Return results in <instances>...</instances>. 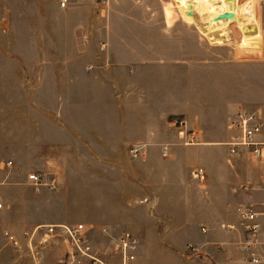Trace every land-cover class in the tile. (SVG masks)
Instances as JSON below:
<instances>
[{"label": "crops", "instance_id": "0c3cea01", "mask_svg": "<svg viewBox=\"0 0 264 264\" xmlns=\"http://www.w3.org/2000/svg\"><path fill=\"white\" fill-rule=\"evenodd\" d=\"M163 2L0 3V264L31 261L7 233L23 240L37 225L67 223L83 224L107 253L131 232L135 264H247L251 254L264 264V160L226 145L237 112L264 110V14L240 27L244 40L262 38L245 54ZM39 171L57 187L30 184ZM250 207L261 224L254 239L241 215ZM68 250L54 239L40 264H69Z\"/></svg>", "mask_w": 264, "mask_h": 264}, {"label": "built area", "instance_id": "2783aa9c", "mask_svg": "<svg viewBox=\"0 0 264 264\" xmlns=\"http://www.w3.org/2000/svg\"><path fill=\"white\" fill-rule=\"evenodd\" d=\"M238 1V0H237ZM248 0H245L247 2ZM253 2V11L249 12L254 18H258L264 9V0H251ZM100 6H105L108 0H97ZM237 2L238 4H244ZM61 8H66L69 0H59ZM216 16L211 22V25L218 26L221 22H228L229 25L242 27L236 19L229 21L230 18L220 19L219 16L224 13H232L231 10H217ZM193 15L198 18V14L193 12ZM235 15V14H234ZM237 15V14H236ZM242 22H244L242 20ZM173 125L179 130L183 137H187L186 143L194 142L195 132H188L187 123L183 118L177 117L172 120ZM231 125L238 133L226 143L230 155H237L245 151L251 157L264 160V110L250 112L242 109L237 112ZM166 148H164L165 150ZM141 147L131 146L129 152L132 156L139 155ZM165 154V151H164ZM11 164V163H10ZM192 176L199 180H204L205 174L202 168H195L192 171ZM30 184L36 188L40 187H57V179L55 177H47L42 172L30 173L27 177ZM2 205L0 204V208ZM243 220L246 222L245 231L249 239L257 237L261 224L258 221V213L253 208H247L241 213ZM10 244L16 247L20 252L28 254L31 261L29 264H40L42 260V246L52 242L54 239H62L69 245V250L66 254V259L69 264L86 262L87 264H135L138 251V241L136 237L129 231L122 232L115 240L113 250L110 256L115 258L107 260L105 256L109 253L103 252L100 249H95L87 238V231L83 224L68 225V224H40L32 230L26 231L23 234V240L12 234H6ZM188 253L194 254L197 248L194 246L188 247ZM259 259L251 254L247 260V264H259Z\"/></svg>", "mask_w": 264, "mask_h": 264}, {"label": "bare ground", "instance_id": "6f19581e", "mask_svg": "<svg viewBox=\"0 0 264 264\" xmlns=\"http://www.w3.org/2000/svg\"><path fill=\"white\" fill-rule=\"evenodd\" d=\"M239 1V0H238ZM237 0H176V6L180 9L182 15L185 16L187 21L192 22L194 19L193 12H198L201 18L200 31L204 34L213 35L215 33L224 35V31L228 27V22H221L218 28L211 26V22L216 16L217 10H231L233 18L229 21L236 19L242 24V29L246 27H253L257 24V19L249 14L253 11V2L248 0L244 4H238ZM235 14V15H234ZM237 14V15H236ZM242 20L244 22H242ZM213 33V34H212ZM216 35V34H215ZM218 36V35H217Z\"/></svg>", "mask_w": 264, "mask_h": 264}, {"label": "rangeland", "instance_id": "374dc122", "mask_svg": "<svg viewBox=\"0 0 264 264\" xmlns=\"http://www.w3.org/2000/svg\"><path fill=\"white\" fill-rule=\"evenodd\" d=\"M164 2H163V6H164V8H167V9H173V8H175V6H176V0H163ZM241 1H243L242 3H244L245 2V0H240V2ZM2 2V3H1ZM0 3H1V5H5V0H0ZM176 8L177 9H179L177 6H176ZM180 10V9H179ZM260 11H262V13L264 14V9H261ZM196 12V11H195ZM176 13H179L180 14V12L178 11V12H176ZM197 14H198V18H196L195 16H194V19H193V21L192 22H190V21H187L186 20V18H185V16L183 17H181L183 20H186V22H188V23H190V24H198V28H200V26H199V24L201 23V18H200V16H199V13L198 12H196ZM182 15V14H181ZM261 16L262 15H260L259 17V23H260V20H261ZM180 17V16H179ZM214 28H218L219 26H213ZM200 30V29H199ZM224 31H226V34H224V35H222L221 34V31H220V34H218V33H215V34H213V35H208V34H204L203 33V31H201L206 37H208V39H210V41L211 42H214V43H216V44H219V45H222V44H230L231 42H232V45L233 46H237V47H241L242 49H244L246 52H245V54H251V53H253V52H258L259 51V49H260V46H261V40H262V38H261V40H259V41H253V42H251V41H249L248 42V40H244V34H243V32L241 31V28L240 27H238V26H236V25H229L228 24V27L224 30ZM218 35V36H217ZM220 36H222V37H220ZM216 37H218V38H216ZM215 38V39H214ZM212 39H214V40H212ZM43 172L44 171H46V170H42ZM39 172H41V171H39ZM46 188H49V187H46ZM72 204V203H71ZM79 207H80V210H79V212L81 211V213H87V212H89L90 210V207L89 208H82L81 207V204L79 205ZM70 210H71V208H70ZM60 211L62 212V211H65V212H68V210L67 209H65V210H63L62 208L60 209ZM71 212H72V210L69 212V216L67 215H63V216H61L62 218H64V219H67V218H72L73 216L71 215ZM63 219V220H64ZM74 223H76V222H71V224H74ZM79 223V222H78ZM68 224V223H67ZM91 240L92 241H95V242H99V238H97V236H95V233L94 234H92V236H91ZM191 246H193V245H191ZM194 247H196V246H194ZM197 248V247H196ZM197 251H198V248H197ZM196 253V252H195ZM194 253V254H195ZM190 254V253H189Z\"/></svg>", "mask_w": 264, "mask_h": 264}, {"label": "water", "instance_id": "95a60500", "mask_svg": "<svg viewBox=\"0 0 264 264\" xmlns=\"http://www.w3.org/2000/svg\"><path fill=\"white\" fill-rule=\"evenodd\" d=\"M193 15V14H192ZM220 19H224V18H233V14L232 13H224V14H221L219 16Z\"/></svg>", "mask_w": 264, "mask_h": 264}]
</instances>
